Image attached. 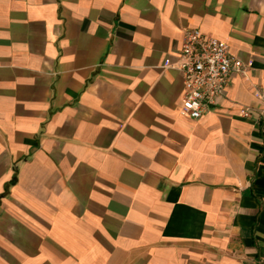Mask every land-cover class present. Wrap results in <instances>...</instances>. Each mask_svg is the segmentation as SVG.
Masks as SVG:
<instances>
[{
  "label": "crops",
  "instance_id": "1",
  "mask_svg": "<svg viewBox=\"0 0 264 264\" xmlns=\"http://www.w3.org/2000/svg\"><path fill=\"white\" fill-rule=\"evenodd\" d=\"M186 29L246 67L198 119ZM6 184L0 264H264V0H0Z\"/></svg>",
  "mask_w": 264,
  "mask_h": 264
},
{
  "label": "built area",
  "instance_id": "2",
  "mask_svg": "<svg viewBox=\"0 0 264 264\" xmlns=\"http://www.w3.org/2000/svg\"><path fill=\"white\" fill-rule=\"evenodd\" d=\"M182 77V110L192 119L200 118L221 96L233 72L244 73L243 62L231 54L227 42L186 29L172 66ZM248 115L247 110L242 112Z\"/></svg>",
  "mask_w": 264,
  "mask_h": 264
},
{
  "label": "trees",
  "instance_id": "3",
  "mask_svg": "<svg viewBox=\"0 0 264 264\" xmlns=\"http://www.w3.org/2000/svg\"><path fill=\"white\" fill-rule=\"evenodd\" d=\"M12 180H14V177L12 178ZM7 185H8V184H6V186H5V190H4L3 194L0 195V197L6 195V193H7Z\"/></svg>",
  "mask_w": 264,
  "mask_h": 264
}]
</instances>
